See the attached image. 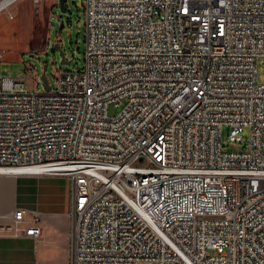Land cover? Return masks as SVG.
Segmentation results:
<instances>
[{
	"label": "built area",
	"instance_id": "1",
	"mask_svg": "<svg viewBox=\"0 0 264 264\" xmlns=\"http://www.w3.org/2000/svg\"><path fill=\"white\" fill-rule=\"evenodd\" d=\"M83 10L82 68L49 91L0 76V167L69 180V264H264V0ZM14 219L42 236L40 212Z\"/></svg>",
	"mask_w": 264,
	"mask_h": 264
},
{
	"label": "rangeland",
	"instance_id": "2",
	"mask_svg": "<svg viewBox=\"0 0 264 264\" xmlns=\"http://www.w3.org/2000/svg\"><path fill=\"white\" fill-rule=\"evenodd\" d=\"M84 1L67 0L65 13L60 9L59 0H16L1 10L0 53L6 52L9 55L4 53L2 57L0 54V76L17 77L23 72L28 90L44 91L41 80L43 72L46 73L49 84L55 87L60 70L82 68L86 45ZM55 44L60 45V50L54 49ZM61 51L65 53L67 60H72L70 65L61 63ZM263 62L264 58L260 60L259 76L264 82ZM126 102L124 100L120 107L110 105L109 114H118ZM228 133V127H224L222 138L225 149L243 150L246 142L241 144L229 141ZM243 135L248 137V129ZM64 257L60 252H55L50 264H65Z\"/></svg>",
	"mask_w": 264,
	"mask_h": 264
},
{
	"label": "crops",
	"instance_id": "3",
	"mask_svg": "<svg viewBox=\"0 0 264 264\" xmlns=\"http://www.w3.org/2000/svg\"><path fill=\"white\" fill-rule=\"evenodd\" d=\"M4 53H0L2 57ZM70 206L69 180L63 176L0 175V264H50L55 252L69 264ZM18 207L40 212L43 233L37 240L15 231L16 226L23 231L29 226V222L16 224L14 211Z\"/></svg>",
	"mask_w": 264,
	"mask_h": 264
},
{
	"label": "bare ground",
	"instance_id": "4",
	"mask_svg": "<svg viewBox=\"0 0 264 264\" xmlns=\"http://www.w3.org/2000/svg\"><path fill=\"white\" fill-rule=\"evenodd\" d=\"M15 0H2L0 10L14 2ZM52 169V166H32V167H0V175L22 176L46 174ZM50 174V173H49Z\"/></svg>",
	"mask_w": 264,
	"mask_h": 264
},
{
	"label": "water",
	"instance_id": "5",
	"mask_svg": "<svg viewBox=\"0 0 264 264\" xmlns=\"http://www.w3.org/2000/svg\"><path fill=\"white\" fill-rule=\"evenodd\" d=\"M66 2H67V0H59V6H60V9H61V11L63 13H65L67 11ZM52 24L56 25L55 22H53ZM62 27H63V25L61 26V28ZM54 49L55 50H60V45L59 44H55ZM61 54H62L61 63L62 64H66V65H70L72 63V60H67L66 59V55H65V53L63 51H61ZM41 80L43 81L44 90L49 91L51 89V85L48 82V78H47L45 72L42 73Z\"/></svg>",
	"mask_w": 264,
	"mask_h": 264
}]
</instances>
